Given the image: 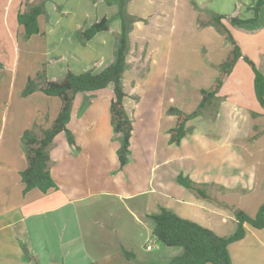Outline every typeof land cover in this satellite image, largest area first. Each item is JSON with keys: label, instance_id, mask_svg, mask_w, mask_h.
<instances>
[{"label": "crops", "instance_id": "1", "mask_svg": "<svg viewBox=\"0 0 264 264\" xmlns=\"http://www.w3.org/2000/svg\"><path fill=\"white\" fill-rule=\"evenodd\" d=\"M54 1L58 4L66 1V4L68 0ZM84 2L74 0V6L84 12L89 6ZM56 17H52L48 29H44L40 18V35L37 36L45 41V51L48 44L49 49L55 50L50 45L52 36L71 39L65 44L57 43V49L68 51L71 46L75 51L78 60L74 64L76 69H70L72 73H98L113 62L120 21L114 30L109 26L108 31L80 45L72 35L79 25L55 27ZM99 19L84 21V27ZM262 20L259 23L257 14L255 24L242 29L252 34L264 33V18ZM139 23L133 24L129 34L130 50L136 43L137 54L131 58L129 50L123 74V82L127 77L130 88L140 86V42L131 40V32ZM210 29L206 27L202 31ZM109 34L111 40H108ZM107 43L109 47L105 48ZM245 52L243 49L242 55L251 58L250 53ZM263 52L259 46L257 53L263 62L258 70L264 74ZM168 65L166 58L163 67L166 69ZM218 65L217 62L207 66L203 89L210 87L216 78L214 69ZM237 66L220 90L216 117L210 120L207 113L189 121L187 126L192 132L178 146L169 143L168 131L174 126L175 118L169 116L167 110L176 107L190 114L199 103L201 88L194 90L192 97L187 94L188 98L176 102L175 81L163 74L161 95L153 112L141 96L128 93L124 84V108L132 121V135L128 161L123 168L117 157L118 136L110 124L111 86L94 93L77 94L67 126L75 145L67 142L64 133L55 136L49 148V173L57 189L47 194L37 190L23 194L19 173L26 168V160L21 136L31 127H20L12 139H6V117L0 115V264H29L23 259L22 245L39 264H168L170 258L181 253L180 249L169 248L171 252H163L158 244L151 243V250L147 251L149 238L141 247L131 240L137 227L153 224L149 217L161 208L220 237L234 232L235 210L254 217L264 203V176H258L257 172L258 166H264V142L257 149L258 142L248 141H253L255 131L264 135V113L256 97L247 102L241 83L231 80ZM67 69L60 70L58 77H61L57 80ZM247 69L238 67L249 75ZM250 78L253 80L252 71ZM226 89L228 94L224 95ZM139 106L141 131L137 132L135 114ZM151 116L155 119L154 127H151ZM178 175L200 186L206 199L179 185ZM244 229V238L228 247L231 264H264V228L256 230L244 225ZM122 249L133 253L136 260H125ZM155 250L160 251L153 253Z\"/></svg>", "mask_w": 264, "mask_h": 264}, {"label": "rangeland", "instance_id": "2", "mask_svg": "<svg viewBox=\"0 0 264 264\" xmlns=\"http://www.w3.org/2000/svg\"><path fill=\"white\" fill-rule=\"evenodd\" d=\"M41 1L44 0H0V62L3 65V70L0 72V115L6 117L4 129L6 139L9 137L12 139L16 130L25 125H29L31 127L30 131L39 136L41 130L46 129V126H51L55 115L59 112L60 101L57 98H49L38 92L35 95L33 94L34 96L31 98L21 97L27 79H35L45 72L46 79L53 81L57 80L58 75L62 73L60 70L66 67L69 70L76 69L74 64L77 63L78 59L75 51L71 50V46L68 51L65 48L57 49L58 44H65L71 39L55 38V40L52 36L50 45L54 46L55 50L49 49L48 44V47L46 45L48 50L45 51V41L41 36L26 39L23 36L22 29L17 25L15 19L17 14L28 10ZM84 1L89 6L85 8L84 12H80L74 6V0H68L66 4V1L58 4L54 0H45V9L47 8V10L41 18L44 21L42 26L44 29L50 28V20L55 15L57 16L54 23L55 27L72 25L75 28L79 25L72 31V35L73 39L78 40L80 45L85 44L80 35L87 27H84L85 23L83 24L86 20H93L96 17L101 18L107 14L106 17L110 18L111 30L117 28L119 22L117 17L119 11L118 0H109L111 5H108L104 0ZM259 1L128 0L126 13L141 18L138 27H134L131 32V40L134 39L136 42H140V86L134 88L133 85V91L126 77L123 84L127 85L128 93L141 96L153 112H156L154 109L161 95L163 74L175 81L176 95L173 96L176 102H179L181 98H188L187 94L192 97L194 90L203 89L202 87L206 85L207 81V66L217 62L220 65L225 61L230 51L228 41L213 27H210L211 31H202L206 27H197L196 21L205 18V10L224 14L223 16L226 17L224 25L227 27L229 34L235 40L241 52L244 49L245 53H250L251 58L247 55L244 56L251 60L258 69V65L260 66L263 61L258 56L257 51L259 46L264 50V33L252 34L245 29L232 26L229 24L230 19H228V16L241 20L250 19L254 17L257 10L259 23H262L264 6L258 11ZM249 5L252 8H247ZM246 8L250 11H246ZM108 37L110 38L108 40L112 39L111 34ZM108 47L109 43L105 48ZM137 50V44L134 43L130 53L128 52L131 58L135 57ZM166 58L169 65L165 69L163 64ZM236 64L248 68L249 75L238 70L239 66H237L231 79L234 82L238 80L241 83L242 93L246 95V101L248 102L252 97L255 98L253 80L250 78L251 69L241 59ZM214 70L217 75L216 69ZM166 90L168 91L169 88L167 87ZM227 91V89L223 91V94L227 95ZM140 112L139 106L135 114L137 132L141 131ZM207 113L209 112H205L200 117H204ZM151 117V127H154L155 119L153 116ZM256 142H258L257 149L262 146L261 142H264V135L257 133V131L254 132L253 141H248V143ZM257 172L258 176H264V166H258ZM152 230L153 224L148 227L140 225L135 230V236L131 240L136 246L141 247L149 238L151 243L158 244L163 252H171L172 249L162 246L152 238ZM159 251L155 250L153 253H159Z\"/></svg>", "mask_w": 264, "mask_h": 264}, {"label": "trees", "instance_id": "3", "mask_svg": "<svg viewBox=\"0 0 264 264\" xmlns=\"http://www.w3.org/2000/svg\"><path fill=\"white\" fill-rule=\"evenodd\" d=\"M111 5L109 0H104ZM45 0L30 7L28 10L18 13L16 23L22 29L23 36L30 39L40 35L39 19L46 14ZM128 0H118L119 11L117 17L120 21V32L117 37L113 62L98 73L86 71L74 74L67 69L60 80H47L45 72L35 79L28 78L21 93L22 98L41 93L49 98H57L60 101V110L49 128L40 131V135L32 131H24L21 143L24 149L26 168L19 173L20 183L23 185V194L37 190L41 194L56 190L57 187L49 173V148L56 135L64 133L67 142L75 145V140L67 126L70 121L72 103L77 94H89L106 89L111 86L113 99L109 106L110 124L114 134L118 136L119 148L117 157L120 168L128 161L130 138L132 135V121L124 108L126 93L123 84V74L127 68V55L130 50L129 34L135 22L140 21L133 15L126 13ZM258 11L264 6V0L258 2ZM257 5V6H258ZM256 9V8H255ZM254 10V9H253ZM205 18L197 19L198 28L213 27L230 44V51L225 61L216 66L217 76L208 90L199 91L200 100L194 111L185 114L176 107L167 110L169 116L175 118L174 126L168 131L169 143L180 145L181 141L192 130L187 126L188 122L209 112L210 120L216 117L220 104L219 93L232 72L237 61H245L253 74V85L256 100L264 113V74L255 64L243 56L235 40L229 34L224 25L225 16L211 11H204ZM257 20V10L252 19L241 20L231 18L229 24L241 28H249ZM110 18L102 17L91 23L81 32V39L90 41L96 34L109 30ZM3 65L0 62V72ZM176 182L186 189L193 190L200 199H206V193L200 186L189 178L178 175ZM233 216L236 228L232 234L225 237L216 235L213 231L194 222L178 217L170 210L161 208L149 218L153 223L152 238L167 248H177L181 253L169 259L168 264H231L229 245L242 240L245 236L244 225L253 229L264 228V203L258 209L254 217L248 216L241 210H235ZM23 259L29 264H39L30 250L21 246ZM122 256L127 261H135V255L122 249Z\"/></svg>", "mask_w": 264, "mask_h": 264}, {"label": "built area", "instance_id": "4", "mask_svg": "<svg viewBox=\"0 0 264 264\" xmlns=\"http://www.w3.org/2000/svg\"><path fill=\"white\" fill-rule=\"evenodd\" d=\"M147 251H150L151 250V242H149V244L146 246L145 248Z\"/></svg>", "mask_w": 264, "mask_h": 264}]
</instances>
